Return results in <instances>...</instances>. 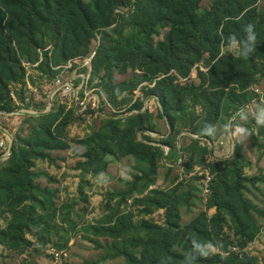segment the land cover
<instances>
[{
  "label": "rangeland",
  "instance_id": "obj_1",
  "mask_svg": "<svg viewBox=\"0 0 264 264\" xmlns=\"http://www.w3.org/2000/svg\"><path fill=\"white\" fill-rule=\"evenodd\" d=\"M101 8L2 20L0 264H181L189 238L222 245L196 264H264V127L238 121L252 135L221 156L264 103V0ZM248 24L250 57L221 46Z\"/></svg>",
  "mask_w": 264,
  "mask_h": 264
},
{
  "label": "clouds",
  "instance_id": "obj_2",
  "mask_svg": "<svg viewBox=\"0 0 264 264\" xmlns=\"http://www.w3.org/2000/svg\"><path fill=\"white\" fill-rule=\"evenodd\" d=\"M243 38L236 34H230L225 41H222V47H226L230 52L234 51L237 55L248 58L256 50L258 42L254 24H248L244 29ZM249 116L255 121L257 127H264V103L256 105L254 110L241 109L234 113L233 116L223 125L222 132L228 140V146L221 152V156L227 158L233 154L234 148L238 143H244L251 137L252 133L249 128L245 127L242 121H247ZM217 127L213 124H205L197 135L204 137H213L217 134ZM107 182V177L100 174ZM191 240V250L185 255L181 264H196L197 260L202 257H208L215 253L218 248L222 247L219 243L208 241L202 243L194 238Z\"/></svg>",
  "mask_w": 264,
  "mask_h": 264
},
{
  "label": "trees",
  "instance_id": "obj_3",
  "mask_svg": "<svg viewBox=\"0 0 264 264\" xmlns=\"http://www.w3.org/2000/svg\"><path fill=\"white\" fill-rule=\"evenodd\" d=\"M109 0H89L87 4L83 0H0V26L2 20L7 17L10 20L21 19L28 14V9L44 8V12L48 16H52L54 11L61 18L65 25L72 22L78 24L85 19V13H102L101 6L108 4ZM97 11V12H96ZM256 11V9H254ZM240 19L229 20L228 25L239 23ZM179 29L176 23L173 25V33ZM1 34V32H0ZM225 36L228 31H225ZM3 34L1 37H4ZM6 37V36H5ZM223 40V37H220Z\"/></svg>",
  "mask_w": 264,
  "mask_h": 264
},
{
  "label": "built area",
  "instance_id": "obj_4",
  "mask_svg": "<svg viewBox=\"0 0 264 264\" xmlns=\"http://www.w3.org/2000/svg\"><path fill=\"white\" fill-rule=\"evenodd\" d=\"M56 85L58 87L57 90L61 92L60 96L64 99H68L72 102L78 99V90L74 87L72 81H70L69 83H62L61 79H58L56 81ZM82 104H85V102H83Z\"/></svg>",
  "mask_w": 264,
  "mask_h": 264
}]
</instances>
